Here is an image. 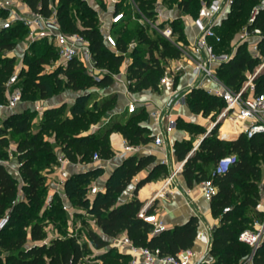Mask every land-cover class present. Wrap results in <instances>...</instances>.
<instances>
[{"label":"trees","instance_id":"trees-1","mask_svg":"<svg viewBox=\"0 0 264 264\" xmlns=\"http://www.w3.org/2000/svg\"><path fill=\"white\" fill-rule=\"evenodd\" d=\"M31 9L37 10L38 5L44 15L50 14L49 0H24ZM212 0H179L178 7L183 12H193L197 15L202 3L209 4ZM256 0H233V3L219 26L215 31L220 35L221 41L214 44V49L220 47H230L232 38V27L242 10L249 12L253 2ZM142 10L152 16V12L147 10L144 1L141 0ZM258 13L252 22L246 23V28L251 34H258L260 39L257 47L261 56H264V6L257 4ZM190 14V13H189ZM0 15H5L0 12ZM57 15L66 32L79 31L86 36L89 41L96 65L109 70H117L124 59V54L128 50V43L135 39L129 56L131 61L128 65L127 77L129 88L138 91L146 88L158 89L159 80L164 72L160 64V58L167 56L178 57L180 50L172 45L160 34L152 36L144 30L142 26L135 25L133 28L127 26L128 23L119 25L114 31L117 39L118 53L109 50L103 43V36L98 28V20L95 11L81 0H58ZM128 20V18H127ZM179 25L178 28H175ZM173 32H177L179 39H185L184 30L181 28V20L175 19L171 22ZM26 29L22 24L0 32V102L4 101L5 84L12 74L15 57L6 55L7 51L14 49L24 38ZM184 35V36H183ZM34 54H31L30 53ZM156 53L158 55L156 56ZM5 54V55H4ZM57 59V53L53 46L46 40H38L30 44L24 53L23 60L30 62L31 67L19 73V80L24 75V80L32 77L38 79V72L43 69L44 64L51 58ZM259 61V57H254L247 51V43L239 45L234 56L228 62L222 63L216 70L217 76L227 85L234 89H239L246 79L245 71L254 69ZM57 70L50 76L54 82L49 84L38 82L39 88H22V101L27 92L33 91L32 99L50 97L64 89L73 91H88V87L98 86L101 88L110 86L114 79L112 74L106 72L100 76L88 74L82 64L71 62L66 67L57 66ZM33 72L35 73L33 75ZM62 74L66 78V85L71 88H59L56 86L55 75ZM61 80L58 78L57 82ZM81 82L82 84H78ZM255 91H264V71L254 78ZM21 85V84H20ZM86 87V88H84ZM36 90L38 95H36ZM90 97L88 93H80L76 96L74 103L69 106V114L60 117V113L67 104L50 107L44 110L40 125L37 131L30 130L31 115L35 114L29 108L22 111H13L5 115L2 123L5 130H11L15 125L17 133H22L14 149V156L19 162L20 179L10 172L5 165L0 163V217L7 211L10 213L8 224L0 230V248L8 250L4 256H0V264H79L85 252L89 251V243L97 248H105L99 258L103 259V264H123L122 259L126 255L109 248V238L125 232L127 236L136 244L146 246L152 250H157L159 255H174L181 249L191 248L197 235L198 220L191 216L189 220L173 228H167L159 234L150 235L151 225L138 216V212L143 205L136 196L130 200L118 203L119 196L130 185L132 178L141 170L151 166V170L146 177L139 180L134 188V194L147 181L153 178L156 172L164 171L161 164L156 163L152 154L143 156L130 155L118 165L109 175L105 182V191L94 194L93 197L87 195L90 179L97 175L99 170L77 173L65 180V195L72 206H79L92 216L95 224L100 229L97 232L87 229L86 241H80L74 237H53L48 242L40 244L26 245L27 220H34L30 223L29 236L33 242L45 239L44 222L46 219L54 221L60 220V225L67 222V214L59 206L60 216H54L55 204L61 203L59 197L53 198L51 205L53 211L40 209L41 213L32 216V211L42 204L41 197L46 192L45 177L41 170L56 162L55 145H59L65 156L70 161H90L94 153L100 158L106 159L113 155L110 147L109 135L113 131L119 132L129 143L148 142L151 136L144 135L140 122L145 118V111L138 109L130 113L126 120L112 117L111 111L116 104V95L105 96L94 101L92 108L85 106V101ZM186 103L190 109L198 113L203 111H218L223 105V101L207 93L202 88H192L185 96ZM85 110L86 116H82ZM99 112L98 114H96ZM112 118L104 123L97 130L88 134H82L87 130L89 124L107 117ZM142 116V119H138ZM101 119V120H102ZM81 122L84 124L80 125ZM187 125H191L187 123ZM82 127V128H81ZM0 134V159L8 157V141L5 130ZM205 130L202 129L201 133ZM227 135L226 129L221 130ZM49 133L55 139L51 143L48 139L41 137ZM216 126L205 135L200 141L197 149L187 156L191 148L184 141H176L174 144L175 154L179 160H185L182 174L188 186L194 182H201L204 179H211L217 186L216 194L210 199V209L214 218H218V225L212 231V238L208 255L216 257L209 264H239L241 257L250 252V247L238 239L239 233L247 228L251 217L248 214L241 216L242 209L251 207L257 217L262 214L255 210V205L261 197L260 191L252 194L245 193L241 200L235 193L234 185L246 191H251L256 187V182L260 178V166L255 162L256 156L264 158V135L257 134L247 138L240 134L237 138L227 140L219 139L215 135ZM227 156H234V160L228 164L223 171H218L215 166L219 161ZM212 161L214 168L211 174L200 169L198 162L206 163ZM241 177L245 181H241ZM249 179V180H246ZM22 181L19 188V182ZM264 190V180L262 182ZM25 194V199H18V191ZM242 192V191H241ZM264 193V191H263ZM229 208L224 211V208ZM147 213L152 212V208H146ZM56 213V212H55ZM78 214V212H75ZM244 224V226H242ZM5 233V234H3ZM3 234V235H2ZM2 235V236H1ZM246 255V256H247ZM254 264H264V240L257 249ZM197 264H204L198 262Z\"/></svg>","mask_w":264,"mask_h":264},{"label":"built area","instance_id":"built-area-1","mask_svg":"<svg viewBox=\"0 0 264 264\" xmlns=\"http://www.w3.org/2000/svg\"><path fill=\"white\" fill-rule=\"evenodd\" d=\"M81 1H84L95 11L98 20V28L103 36V43L109 50L118 53L117 39L113 33V28L116 25L125 24L129 17V12L136 13L141 24H147L160 32L163 37L167 38L178 47L180 55L182 54L192 61L193 78L189 83V88L202 87V81L205 79L213 83L214 87H207L206 91L220 98L224 103L217 114L218 120L222 119L229 121L232 131L237 135L244 134L247 138H251L257 134L264 135V91L258 93L255 91L253 78L244 82L239 89H234L217 76V68L222 63L231 60L233 55L215 51L214 44L221 41L220 35L215 31V21L202 22L197 20L199 33L195 43L192 45V52L195 54L202 53L203 56L194 58V56L184 49H181V46L173 41L174 34L170 23L175 20V18L164 15L162 0H142L147 10L154 14V18L148 16L142 10L140 5L141 0ZM232 3L233 0H213L210 7L214 14L219 15L229 9ZM57 4L58 0H49L50 14L44 15L40 10V5H38L37 10H33L24 0H0V12L5 13L4 16L0 15V32L16 24H22L26 29L23 41L24 45L22 47L23 53L28 49L31 43L46 39L57 53V66L66 67L71 62H77L84 66L88 74L96 76L102 69H99L96 65L94 53L91 50L88 39L79 31L66 32L62 29L57 15ZM257 13L258 8L256 7L249 17V22L254 20ZM131 16L133 18V15ZM247 35L248 32L246 31L244 37ZM128 45L129 48H132L135 45V41L129 42ZM250 47L253 56H259L257 43H253ZM23 53L21 54L23 55ZM123 54L125 55L126 52ZM261 67H264V61L261 63L260 68ZM183 68L184 66L179 64L173 68L172 71L171 69L164 70L158 86H161L167 81H171L173 72L181 71ZM20 71L21 66L17 65L5 84L6 98L4 101L0 102V114L12 112L18 104L22 102V90L18 85ZM185 95L186 92L185 94H181L176 102H184ZM135 109L136 104L130 102L127 106V111L131 113L134 112ZM152 114L159 124L166 121L164 127L166 132L170 131L175 126V120L170 118L169 115L165 117L160 111H153ZM153 141L156 145H162L163 131H159L155 134ZM136 150L137 147L123 141L121 156ZM62 159L63 158H59L61 162L68 161ZM92 159L95 161L101 160L97 153L93 154ZM233 160L234 156L222 158L218 164V171L225 170L228 164ZM162 161H166V158L162 159ZM99 191L100 188L97 185H92L89 189L91 195ZM199 191L204 198L210 200L216 194L217 186L211 179H204L199 184ZM148 204L149 202H145L142 205L138 212V216L151 225L149 230L150 235L159 234L167 229L166 223L154 213L146 212ZM62 207L67 214L68 222H70L75 213V208L63 201ZM228 209V207L224 208V211ZM255 210L262 214L261 220L257 219L254 226L243 229L238 235V239L250 247V252L242 264H254V255L264 240V194L258 199ZM9 218L10 213L8 211L0 217V230L8 224ZM42 242L46 241L43 240ZM110 245L117 248L119 253L129 257L128 262L125 264H197L199 262L193 260L191 248L181 249L174 255H159L157 250L136 245L126 233L113 236Z\"/></svg>","mask_w":264,"mask_h":264},{"label":"crops","instance_id":"crops-1","mask_svg":"<svg viewBox=\"0 0 264 264\" xmlns=\"http://www.w3.org/2000/svg\"><path fill=\"white\" fill-rule=\"evenodd\" d=\"M211 3L212 2H210L209 4H202L201 10L196 17H190L188 14L186 16L181 15V13L179 14V16H175V19H178L179 17V19H182L184 23V33L186 35L185 39L188 42L187 45L190 47V54L194 56V58H200L201 56H203L202 53L195 54L194 52H192V45L195 43L199 33L197 20H200L202 22L215 21L216 27L221 24L224 18H226L227 13L230 9L229 8L223 13L217 15L213 13L210 7ZM165 11L166 9L163 13H165ZM259 39L260 36L258 34H248L242 39V41H246L247 48L250 51V45H252L253 43H258ZM23 41L24 38L17 44L14 49L11 50V56L15 57V63L20 66L23 65V57L25 53L22 52V47L24 45ZM235 50L236 48L229 54L234 56ZM21 53H23V55ZM128 56L126 57V54L124 55V59L120 64V73L116 77V80H114L113 82V88H108L109 86L104 88H90V91H94L97 94L99 93V97L102 98L113 94L116 95V104L110 113L111 115H116V118H119L122 115L128 116L130 113L127 111V106L130 102H134L136 104L135 111L138 109H142L146 113L145 118L140 122V125L143 130H145L143 134L151 136V139L148 142H138L135 144H131L119 132L113 131L109 135V142L110 147L113 151V155L110 158H101V160L98 161H95L93 159H91L90 161H70L67 156H65L60 146L56 144L54 147V150L56 152V162L50 167L45 168L43 172V176L45 177V184L47 186V195H49L48 197H50L51 199H53V196H58L59 199H61V202L63 201L71 205L64 191L65 180L74 174L98 169L99 172L97 177H94V179H92L87 189V195L89 197H93L94 195H91L89 193L90 187L92 185H97L100 188L99 192H104L105 182L107 178L114 171V169L121 164L124 158L130 155L143 156L152 154L155 157L156 163L161 164L164 168V173L158 177L151 178L137 190L136 194H134L136 183L142 178L146 177V175L151 170L152 165L144 168L132 178L130 185L127 186V188L119 196L118 203L130 200V198L133 196H136L140 201L143 202V204L145 202H149L147 208L151 207V213H154L155 215H157V217L162 218L165 221L168 229L173 228L176 225H181L189 220L191 216H195L198 220L197 235L194 244L191 247V250L193 252V260L198 262L205 256L206 251L210 247L212 238L211 231H213V229L218 225L219 221L214 218L211 213L210 200L204 198L200 194V182H194L192 186L187 185L185 177L182 174L183 164L185 160H179L177 158L175 154L174 144L176 141L188 140L190 136L189 132L181 130L179 128V119H183L185 123H193L192 119L194 118L196 123H199V125H204L203 127H205L206 129V131L204 132L205 136L215 127V124L219 121L217 119L218 113L215 117L217 119L216 122L209 120L207 124H203L201 119H198V115H196L190 109L189 105L186 103V100L182 103L176 102L180 98L181 94H185V92L187 94L192 89L189 88V83L193 78V63L189 58L185 57L184 55H182V57L181 55H179L178 57L168 58L169 65L166 66L164 70L171 69L172 71V69L179 64H182L184 68L181 71L173 72L172 80L163 83L161 86H158L157 90L146 88L138 91H133L129 88L128 84L129 80L127 77V70L128 65L131 61L130 56ZM257 57L261 58L260 53ZM261 63H259L256 68L257 72L262 69V67L260 68ZM250 78H254L251 73H249L248 75V79ZM248 79H245L244 82H246ZM207 87L214 86L213 83H211L208 79H205L202 81V87L200 88L206 90ZM80 93L82 92H73L71 90H66L57 95H52L47 99L39 98L35 99L32 102L22 101L13 111H19L21 109H24L25 107L27 108L28 106L34 105L40 118L44 110L47 108L59 106L62 103H74L76 96H78ZM153 111H160L161 114H163L165 117L169 115L170 118L175 120V126L170 131L166 132L164 130L166 121H163L159 124L152 114ZM8 113L9 112L0 114V123L2 122L3 117ZM201 118L203 119V117ZM224 122L225 124L219 129L218 137L220 139L229 140L237 138L239 135L235 134L232 131V129L230 128V122L228 121L229 124L226 120H224ZM102 125V121L99 124H93L92 128L84 131L82 134L93 132ZM95 127L97 128L95 129ZM223 128L226 129L227 135L222 134L221 130ZM159 131H163L162 145H156L153 141L155 134H157ZM204 136H200V138L194 143L193 149L189 151L187 156L190 155L195 149H197L200 141ZM46 139H48L51 143H55V139L53 137H47ZM123 141H126L128 144L137 147V150L121 156ZM15 147L16 144L9 145L8 157L4 160H0V163L5 165L10 172H12L17 178L20 179L18 161L16 160V158H14L15 156L13 152ZM59 158H63L62 160L66 159L68 161L61 162ZM164 158H166V161L163 162L162 159ZM145 169L148 170L147 174L143 172ZM75 212H78V209H75ZM93 224H95V222ZM95 226L98 228L96 224ZM97 232L101 233L99 228ZM111 239L112 237L109 238L110 241Z\"/></svg>","mask_w":264,"mask_h":264},{"label":"rangeland","instance_id":"rangeland-1","mask_svg":"<svg viewBox=\"0 0 264 264\" xmlns=\"http://www.w3.org/2000/svg\"><path fill=\"white\" fill-rule=\"evenodd\" d=\"M162 1H163L162 5L164 6V10L166 9V11L164 13L165 16L169 15L171 18H175V16L176 17L179 16L180 13H181V15H185V16L188 14L190 17H196L197 16L193 12L192 13L189 12L190 14L188 13V11L187 12H183L182 8L180 10V8L178 7V4H179L178 0H162ZM202 4H204V3H202ZM257 4H259L260 6H264V0H256L255 2H253V5L251 6V8H250L248 13H246V11L242 10L241 15L237 18V20H235L236 22L234 23V26L232 27L233 32H232V38L230 39V47H229V49L225 48V47H220V48L217 49V52L230 53L235 48H237L239 45H242L243 43H246V41H242V39L244 38L243 36H244L245 32L246 31L248 32V30L246 28V23L249 21V17L251 16V13H252L253 9L256 8ZM201 7H202V5H201ZM201 7L199 8V12L201 10ZM131 15H133V18H132ZM152 18H154V14H152ZM178 19H179V17H178ZM126 23H128L127 26L129 28H133L135 25L142 26L144 28V30H146V32L148 34L152 35L153 37L156 36V34H160V32H158L155 29L151 28L149 25L141 24V22L138 20V15L136 13L129 12V17H128V20H127ZM170 25H171V23H170ZM178 26L179 25H176L175 28H178ZM118 27H119V25H116L113 28V33ZM181 28L185 32V26H184V23H183L182 19H181ZM173 34H174L173 35V41H175V43H177L179 46H181V49H184L185 51L190 53V47L187 45V43H188L187 40L186 39L180 40L179 39V35H178L177 32L176 33L173 32ZM248 34H251V33L248 32ZM184 35H185V33H184ZM185 37H186V35H185ZM131 41H135V39H132ZM168 41L172 45H175L170 40H168ZM127 46H129V45H127ZM127 48H128L127 49L128 51L126 52V57L129 55V53L131 52L133 47L132 48L127 47ZM247 51L250 52L248 48H247ZM11 54H12L11 50L6 52V55H8V56H10ZM31 54H34V52L33 53L31 52L30 55ZM157 55H158V53H156V56ZM251 55H253V54L251 53ZM181 57H182V54H181ZM168 58H171V57L167 56V57H164V58H160V64L162 65L163 68H165L166 66L169 65ZM263 59H264V56H261V58H259L257 66L259 65V63L263 62ZM1 64H2V62H0V66H1ZM16 66H17V63H15L13 71L15 70ZM257 66L254 69H252V70L250 69V70L245 71L246 79H248L249 73H251V75H253L254 78H255L257 75H259L260 72L264 71V67H262V69L257 72V69H256ZM29 67H31L30 62L27 61V60H25V61L23 60V65H21V70H22V68L29 69ZM57 68L58 67L56 65V59L53 57V58H51L49 60V62L44 64L43 69H41L37 73L38 74V79L32 80V77H30V78L26 79L25 81H23L24 80V75H22L18 85L20 86V88L23 87V86L25 88H39L37 86L38 82H40V83L41 82H45L47 84H49L51 82H54V78L51 77L50 75L54 74V72L57 70ZM98 68L102 69V70L99 71L100 73L96 74V76H100V75L108 72V73L112 74L113 79L116 80V77L120 73V66H119V68L117 70H109V71L107 69L103 68V67H100V66H98ZM34 74L35 73L33 72V75ZM58 78L61 80L60 82H57ZM254 78L252 80H253V83L255 84ZM55 79H56L55 80V82H56L55 84L59 88H71V86H67L65 84L66 83V78L64 77V75H62V74L55 75ZM78 84H82V83L78 82ZM84 88H86V87H84ZM88 88H89L88 91H86V92L85 91H80V92H84V93L90 94V97L87 98V100L85 101V106L87 108H90V107L92 108V106H94L93 102L102 99V97H99V95H98L99 93L97 94L94 91L93 92L90 91V88H101V87L91 86V87H88ZM108 88H113V83ZM21 90H22V88H21ZM66 90H70V89H64L61 92H64ZM203 90H205V89H203ZM71 91H73V90H71ZM61 92H59V93H61ZM33 93H34L33 91L27 92L24 95V100L23 101L24 102L25 101H31V102L34 101L35 99H32ZM59 93H57V94H59ZM57 94H54V95H57ZM36 95H38L37 90H36ZM47 98H49V97H44L42 99H47ZM37 99H39V98H37ZM65 104H67V106L60 113V117H64L65 115L69 114V106L71 104H69V103H65ZM27 108H29L32 112H35V114L31 115V119H30V123H29L30 124V130H31V132L32 131H37L38 127L40 125V120H41L42 116L39 118V116L37 114V111H36V108L34 107V105L28 106ZM22 110L23 109H21L19 111H22ZM219 111H220V109L218 111L214 110V111H210L208 113H204L203 111H200L198 113L194 112V113L196 115H198V119H201L203 124H207V122L209 120L216 122L217 119L215 117H216V114ZM98 113L99 112H97L96 114H98ZM86 115H87V113L84 110L82 112V116H86ZM200 115H202V116H200ZM113 116L116 118V115H113ZM201 117H203V119ZM126 118H127V115L126 116L122 115V116H120L119 119L124 121V120H126ZM137 118L138 119H142L143 117L142 116H138ZM101 119L96 121V122H94V124H99V123H101V121L104 124V123L108 122L109 120H111L112 118H110V116H109V117H107L105 119H102V120ZM192 120H193L192 121L193 123H190L191 124L190 126L187 125V123H185L183 121V119H181V120L179 119L178 120L179 121L178 122L179 128L181 130H185V131L189 132V134H190L189 139L188 140H184V142H187L186 144L189 146V148H191V150L194 147V143L200 138V136H204V133L201 134L202 129L206 131L205 127H203L204 125H199V123H196L194 118ZM224 124H225V122L222 119H220L215 124V126H216L215 135H216L217 138H219L218 137L219 136V134H218L219 133V129ZM80 125L84 126V124L82 122H81ZM92 125L93 124H91V125L89 124L87 130L92 128ZM12 127L13 128L10 131L9 130H5L4 126H3V123L2 122L0 123V134H3L2 130L4 129L5 130L4 134L6 135V138H7V141H8L9 145L17 143L18 139L22 136V133H19V134L17 133L15 125L12 126ZM96 128L97 127H95V129ZM41 137L46 139L47 137H52V136H49V133H45V135H41ZM227 140H229V139H227ZM4 159H0V160H4ZM254 161L257 162L259 164V166H260V178L256 182V187L254 189H252L251 191H246L244 189L241 190L240 187L234 185L235 193L238 194V200H241L243 194L248 193V192L250 194H252L254 191L259 190L261 195L264 194L263 193L264 190L262 188V182L264 180V158L262 156H256ZM18 165H19V162H18ZM197 165L199 166L200 169L205 170L206 173L209 174V175L211 174V172H212V170L214 168V163L212 161L206 162V163L198 162ZM50 166L51 165L47 166L46 168H48ZM218 167H219L218 165L215 166V169H218ZM44 169L41 170L42 174L44 172ZM143 172H145V174H147L148 170L145 169ZM163 173H164V171L156 172L154 174L153 178L154 177H158V176L162 175ZM97 175L93 176L90 179V182L92 181V179H94V177L96 178ZM240 179H241L242 182L245 181V179L243 177H241ZM246 180H249V179H246ZM21 184H22V181L20 180L19 188L21 187ZM17 195H18V199H25L26 198L25 194L21 190L18 191ZM48 196L49 195H47V189H46V192L41 196L43 198L42 204L39 205L40 206L39 208L34 209L32 211V214H33L32 216H35L38 212L41 213L40 212L41 208L42 209H49V210L52 209L51 205L53 204V202H54L53 200L54 199H51ZM55 197H58V196H53V198H55ZM26 200H27V198H26ZM59 206H61L62 210L64 211V209L62 207V202L59 203V205L55 204V206L53 208L54 209V213H53L54 216H60ZM73 207L75 209H78V214L74 213V215L71 218V221L68 222V220H67L66 225L65 224H61L60 225V222H59L60 220H56V219L54 221L49 220V219L45 220V222H44L45 239L44 240L46 242H48L51 238L57 237V236L58 237H62V238L63 237L74 236L80 241V243H82V242L87 240L86 239L87 229H92V230L98 231V228L95 226V224H93L94 223V219L92 218V216L90 214H86L87 212L85 211V209H83V208H81L79 206H73ZM53 209L51 211H53ZM239 212H241V216H244L243 214H248V216L251 217L250 223L249 224H245L247 227L254 226L256 220L257 219L261 220V218H262V217H257L256 214L253 212V209L251 207H246V208L242 209V211L240 210ZM216 219L218 220V218H216ZM33 221L34 220L32 218L30 220H27L26 227L23 229V231H25L26 235H27L26 243H25L26 245H30V244H34V243L35 244H38V243L40 244V242H42V241L33 242L30 239V236H29L30 225L29 224L32 223ZM242 226H244V224H242ZM3 234H5V233H3ZM110 242L111 241L109 240V248L112 251H117V248L112 247L110 245ZM89 247H90L89 251L85 252L84 257L80 260L79 264H103L104 261H103L102 258H99V256H100V254H102L105 251V248L97 249V248L93 247L90 243H89ZM208 250H209V248H208ZM208 250L206 251L205 256L201 259V262H203L204 264H209V263L213 262L216 259V257H213L212 255H208ZM7 253H8V250L0 248V256H2L4 258V256ZM247 253H248V251H247ZM247 253H245V255L240 258L239 264L243 263L244 259L246 258ZM128 260H129V257L126 256L125 258L122 259L121 262H123V264H125L126 262H128Z\"/></svg>","mask_w":264,"mask_h":264},{"label":"bare ground","instance_id":"bare-ground-1","mask_svg":"<svg viewBox=\"0 0 264 264\" xmlns=\"http://www.w3.org/2000/svg\"><path fill=\"white\" fill-rule=\"evenodd\" d=\"M227 121V120H226ZM228 122V121H227ZM228 124H229V122H228ZM230 127V126H229ZM231 128V127H230Z\"/></svg>","mask_w":264,"mask_h":264},{"label":"water","instance_id":"water-1","mask_svg":"<svg viewBox=\"0 0 264 264\" xmlns=\"http://www.w3.org/2000/svg\"><path fill=\"white\" fill-rule=\"evenodd\" d=\"M199 262H201V260H199Z\"/></svg>","mask_w":264,"mask_h":264}]
</instances>
